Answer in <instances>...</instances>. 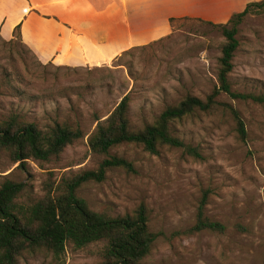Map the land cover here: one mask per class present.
Instances as JSON below:
<instances>
[{
    "label": "rangeland",
    "instance_id": "374dc122",
    "mask_svg": "<svg viewBox=\"0 0 264 264\" xmlns=\"http://www.w3.org/2000/svg\"><path fill=\"white\" fill-rule=\"evenodd\" d=\"M239 48L229 74L232 89L264 95V11L250 12L238 26ZM223 36L200 20L173 23L165 38L134 47L98 65L59 64L40 59L22 41L19 28L0 30V121L11 116L41 129L54 123L79 127L84 136L47 161L17 167L0 151V186L22 183L15 202L28 206L61 190L62 180L95 170L115 155L132 163L109 168L101 181L84 183L78 194L90 208L112 217L132 214L144 204L149 229L157 236L141 264H263L264 260V104L222 93L208 110L176 121L172 134L197 148L162 146L150 154L122 143L108 154L93 152L88 136L126 94L133 129L152 123L187 95L205 99L218 85ZM230 107L244 122L242 140ZM208 191L204 214L225 230L192 231L199 201ZM106 241L83 247L68 243L56 257L38 252L18 264H100Z\"/></svg>",
    "mask_w": 264,
    "mask_h": 264
},
{
    "label": "trees",
    "instance_id": "16d2710c",
    "mask_svg": "<svg viewBox=\"0 0 264 264\" xmlns=\"http://www.w3.org/2000/svg\"><path fill=\"white\" fill-rule=\"evenodd\" d=\"M262 11L264 0L249 3L243 11L234 13L225 24L206 22L220 29L223 41L220 46L221 56L218 58V85L205 99L187 95L178 103L167 106L152 123L133 129L128 119L130 97L126 94L104 119H96V126L88 136L90 149L108 154L112 147L134 143L141 145L150 154H158L160 147L170 146L182 148L187 154L200 158L197 148L185 144L172 134L171 127L174 122L197 109H210L216 97L222 93L231 98L251 99L264 104V95L238 92L232 89L229 81L234 53L239 48L238 26L250 12ZM181 19L189 18H172L171 26ZM230 111L236 122V131L244 140V122L236 109L230 107ZM83 136L79 127L68 123L56 122L44 130L16 116L0 121V151L8 153L11 161L18 163L17 167L20 168L28 160L47 161L57 157L66 146ZM113 167L131 169L132 163L110 155L103 159L97 169L84 170L70 179L62 180L58 193H48L28 206L15 202L22 190V183L4 181L0 186V264H18L25 255L38 252L58 257L68 243L80 248L101 240H105L106 244L100 264H141L150 253L157 236L149 229L144 204H140L132 214L112 217L90 208L87 201L78 194V189L84 183L101 181L105 172ZM207 197L208 191H204L192 231H224L226 228L222 223L205 216Z\"/></svg>",
    "mask_w": 264,
    "mask_h": 264
},
{
    "label": "crops",
    "instance_id": "0c3cea01",
    "mask_svg": "<svg viewBox=\"0 0 264 264\" xmlns=\"http://www.w3.org/2000/svg\"><path fill=\"white\" fill-rule=\"evenodd\" d=\"M260 0H0V30L19 26L40 59L98 65L167 37L170 19L225 24Z\"/></svg>",
    "mask_w": 264,
    "mask_h": 264
}]
</instances>
